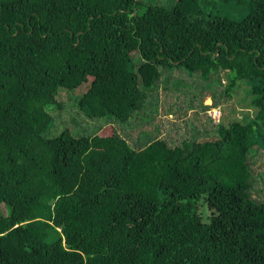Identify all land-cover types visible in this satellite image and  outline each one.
Returning a JSON list of instances; mask_svg holds the SVG:
<instances>
[{
	"label": "trees",
	"instance_id": "16d2710c",
	"mask_svg": "<svg viewBox=\"0 0 264 264\" xmlns=\"http://www.w3.org/2000/svg\"><path fill=\"white\" fill-rule=\"evenodd\" d=\"M214 1L0 0V264H264V0H235L237 21ZM178 68L225 70L252 115L203 107L205 126L138 149L55 124L61 94L130 122Z\"/></svg>",
	"mask_w": 264,
	"mask_h": 264
},
{
	"label": "rangeland",
	"instance_id": "374dc122",
	"mask_svg": "<svg viewBox=\"0 0 264 264\" xmlns=\"http://www.w3.org/2000/svg\"><path fill=\"white\" fill-rule=\"evenodd\" d=\"M140 1L145 4H163L167 7L173 4V0ZM211 12L215 16L237 21L248 13V8L247 5L235 0H215L211 6ZM137 13H140V10ZM204 14L208 15L207 9ZM133 63L137 66V61ZM166 73L167 79L161 81L164 80V76L161 75L154 88L147 93L141 110L130 122L120 123L104 119L91 122L83 115L80 116L78 108L70 106V99L67 100L66 96L61 94L63 110L55 124L58 125L59 121H62L63 126L75 128L74 123L78 121L77 129L80 131L78 135L81 132L93 134L97 129L101 130L99 134L103 136H111L113 132H116L133 148L138 149L146 142L158 137H165L171 145H175L182 136L192 134L191 127L194 124L198 128L201 124L205 126L207 117L203 115V107H207V116L209 112L218 109L219 121L223 124L235 120L241 121L252 115L249 98L241 89L242 87L238 85L236 90L230 93L229 98L223 95L222 90L227 84L225 70H219L217 74H210L207 78L200 77L199 72L190 74L182 68ZM72 95L78 96V92L75 91ZM261 154L253 163V167L256 172L264 174V153ZM201 212L204 218L208 215L206 208L201 209Z\"/></svg>",
	"mask_w": 264,
	"mask_h": 264
},
{
	"label": "built area",
	"instance_id": "2783aa9c",
	"mask_svg": "<svg viewBox=\"0 0 264 264\" xmlns=\"http://www.w3.org/2000/svg\"><path fill=\"white\" fill-rule=\"evenodd\" d=\"M209 117L213 119L215 122H218L220 117V111L218 109H215L208 113Z\"/></svg>",
	"mask_w": 264,
	"mask_h": 264
}]
</instances>
